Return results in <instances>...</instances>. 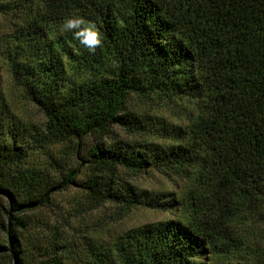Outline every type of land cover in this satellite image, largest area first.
<instances>
[{"label": "trees", "instance_id": "obj_1", "mask_svg": "<svg viewBox=\"0 0 264 264\" xmlns=\"http://www.w3.org/2000/svg\"><path fill=\"white\" fill-rule=\"evenodd\" d=\"M11 5L20 27L8 71L44 125H15L0 111V264H35L23 245L31 214L70 186L95 207L185 212L131 231L88 264H204L219 239L232 238L241 207L264 212V0H0V13ZM76 17L100 33L94 51L62 31ZM133 97L184 102L189 122L148 123L129 110ZM113 128L168 144L106 143ZM91 136L101 142L80 155ZM63 142L87 166L85 181L23 167L25 148ZM122 171H155L185 194L153 196Z\"/></svg>", "mask_w": 264, "mask_h": 264}, {"label": "rangeland", "instance_id": "obj_2", "mask_svg": "<svg viewBox=\"0 0 264 264\" xmlns=\"http://www.w3.org/2000/svg\"><path fill=\"white\" fill-rule=\"evenodd\" d=\"M12 7V5H11ZM3 12V11H2ZM0 13V111L6 112L9 120L19 126H34L40 129L44 125V117L24 96L20 87L12 80L7 67V57L12 53L15 31L20 27V14L7 9ZM128 108L141 119L162 121L172 127H185L189 122V105L177 101L146 102L133 97ZM112 139L133 144L146 141L155 145H167L152 135H131L120 128H113ZM101 140L91 136L80 146V155L84 149ZM10 143V142H9ZM27 145V144H25ZM27 156L24 168L43 175L48 180L60 181L62 174L76 172V181L80 184L86 180L87 166L80 161L75 147L69 143H57L37 149L33 145L25 148ZM123 178L136 189L151 195H170L180 199L185 194L183 183H177L155 171L144 174L121 172ZM256 211V210H255ZM185 212H160L147 208L124 211L119 205L106 203L95 207L88 202L86 194L78 186L55 193L49 204L31 214V221L24 234L23 245L35 264H44L56 254H62L63 264H88L93 253L112 250L121 237L131 231L150 224L166 222L183 217ZM231 239H219L216 248L207 254L204 264H232L240 261L245 264H264V212H249L241 207L240 214L233 217L228 224ZM230 240L232 242H230ZM224 243V244H223ZM56 247V250L54 249ZM226 250V251H225ZM225 251V252H222ZM62 257V256H61Z\"/></svg>", "mask_w": 264, "mask_h": 264}, {"label": "clouds", "instance_id": "obj_3", "mask_svg": "<svg viewBox=\"0 0 264 264\" xmlns=\"http://www.w3.org/2000/svg\"><path fill=\"white\" fill-rule=\"evenodd\" d=\"M86 21L82 17L69 18L62 25V31L72 32L75 39H78L82 45L89 51H94L101 45L100 33L95 25L85 26Z\"/></svg>", "mask_w": 264, "mask_h": 264}]
</instances>
